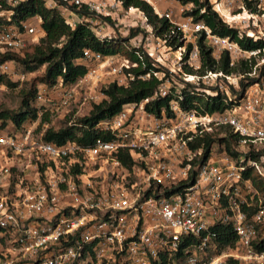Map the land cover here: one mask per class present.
Segmentation results:
<instances>
[{"label":"built area","instance_id":"1","mask_svg":"<svg viewBox=\"0 0 264 264\" xmlns=\"http://www.w3.org/2000/svg\"><path fill=\"white\" fill-rule=\"evenodd\" d=\"M142 1L175 28L180 46L172 48L165 38L156 37L143 13L125 8L122 0H43L70 27L86 24L98 39H124L123 47L141 63L147 58L155 70L135 76L130 70L136 63L85 50L79 61L86 73L75 83L37 87L32 105L39 114L42 108L49 116L65 109L79 91H84L82 105L98 104L105 98L101 90L92 92L99 82L126 87L134 79L151 76L158 84L150 98L126 104L118 114L99 122L96 128L112 138L96 140L89 148L74 143L56 147L41 141V135L34 137L29 128L17 135L0 134V152L22 157L23 168L33 172L9 190L7 170H0V264H152L160 254L171 260L185 238L191 242L182 249V264H223L227 258L264 264V250L253 245L264 233V202L241 177L250 169L264 181V155L257 148L264 149V76L222 112L199 114L179 105L186 85L203 98L219 94L224 103L232 102L229 90L237 89L242 78L211 71L199 74V37L211 59L218 61L225 53L230 68L254 53L186 16L189 4L164 0L176 7L167 5L160 12L158 0ZM209 4L234 27L254 25L257 15H264L260 12L264 0H253L256 13L245 10L243 0H209ZM73 8H83L84 14ZM234 10L241 13L233 14ZM10 15L0 11L6 21ZM130 30H136L131 37ZM243 34L264 40L252 31ZM40 35L36 22L5 25L0 28V52L19 51ZM13 71L11 63L0 64V75L24 79ZM248 76L255 77L254 72ZM155 98H168V116L144 111L143 105ZM220 128L237 137V156H229L214 143L201 159L202 149H191L188 143ZM119 152L129 154V169L115 158ZM48 161L55 167L39 173L35 162ZM216 224L228 227L235 236L231 247L218 250L212 243L211 227Z\"/></svg>","mask_w":264,"mask_h":264},{"label":"trees","instance_id":"2","mask_svg":"<svg viewBox=\"0 0 264 264\" xmlns=\"http://www.w3.org/2000/svg\"><path fill=\"white\" fill-rule=\"evenodd\" d=\"M14 5L6 4L0 1V11H10L9 20L0 18V28L5 25L18 26L21 22L35 20L41 30V35L31 44L25 46L16 52H0V64H15L21 72L32 74L42 69L41 73L34 76L27 90H21L19 105L16 111L0 110V127L8 122L13 129L19 133L22 132L24 124H31L38 121L41 125L48 122V113L43 111L39 114L33 107L37 87L43 85L51 87L56 83L60 87H67L76 82L86 73V66L79 60L82 52L87 50L100 56L120 55L130 62L136 63V67L130 71L135 75H144L154 71L148 59L143 57V62H139L134 56L133 51H128L123 47V40L119 38L98 39L94 36L91 29L86 24H77L70 27L59 15L56 9H48L44 6L43 0H13ZM180 5H191V8L185 13L192 18L194 22H201L210 32L218 37L228 38L234 42L241 50L254 53L248 60L238 62L234 67L228 66V58L223 53L218 61L210 57V51L205 46L201 37L196 41V46L200 59L199 74L204 71L221 72L225 75H241L238 80L239 90L234 94L232 102L224 103L219 94L203 98L201 93H197L186 85L181 89L182 100L179 102L180 108L184 110H195L199 114H211L222 112L230 108L243 94V91L249 85H252L262 76H264V64L255 67V59H264V40L247 38L240 33L237 27L230 26L222 21L211 9L209 0H177ZM122 5L136 8L143 13L147 23L151 26L152 32L156 37L165 38L167 44L175 48L180 46L179 33L165 19L158 18L152 8L142 0H122ZM244 9L251 13H256L253 0H243ZM73 11L77 14H84V9L79 8ZM136 30H130L129 36H133ZM143 65V67H142ZM255 77L248 76L251 72ZM12 79V80H11ZM17 79L9 78L7 75H0V86L7 89L16 87ZM157 81L149 76L144 80L134 79L126 87H118L114 84H108L101 91L104 99L98 104L90 107L85 116L72 119H65L63 125L57 129L46 128L40 136V140L56 147H62L67 143H74L81 148L92 147L96 140L103 142L110 141L112 136L108 133L99 131L96 125L112 118L120 112L126 104H138L140 101L150 98L157 87ZM168 98H155L143 105L146 113L159 117L161 114L168 116L167 111ZM66 118V116H65ZM220 135V134H219ZM237 137L228 130L224 135L204 134L201 137H195L189 144L191 149L201 148L203 159L206 156L210 146L216 144L220 150H223L231 157H236L237 152L234 147L237 144ZM262 154V152H261ZM259 155V154H258ZM250 153V157H254ZM115 158L125 169L131 166V159L128 153L119 152ZM36 170L41 173L44 169H53L52 162H35ZM75 173V169L71 170ZM242 180L250 182L251 186L260 194L264 202V181L261 180L252 170L246 169L241 174ZM18 183L15 180L9 183L8 189ZM252 210L248 211V215ZM211 232L215 234L212 243L218 250L231 247L234 244L235 236L226 226L216 224L211 227ZM2 242V240H0ZM191 242L190 238L183 239L177 250L174 252L171 260H168L164 254H160L152 264H182V249ZM254 248L258 251L264 250V233H262L255 243ZM223 264H240L237 260L227 258Z\"/></svg>","mask_w":264,"mask_h":264},{"label":"rangeland","instance_id":"3","mask_svg":"<svg viewBox=\"0 0 264 264\" xmlns=\"http://www.w3.org/2000/svg\"><path fill=\"white\" fill-rule=\"evenodd\" d=\"M237 12L241 13L239 10H234L233 14H236ZM260 12L263 13L264 11H260ZM236 27L240 33H246L248 31H252L255 37H264V15L260 16L258 14L255 19L254 25H251L250 22H248L247 27H246V23H243L240 26L236 25ZM262 64H264V59H255V67L258 68ZM11 65L13 66V70H14L13 73L15 75L23 74L24 79L22 81H19L17 78H13V79H17V83H16V87L12 89H7L4 86H0V110L16 111L19 105V101H20V97H19L20 91L27 90L31 79L34 76L39 75L42 71V69H40L35 73L25 74L21 72L20 69L15 64H11ZM255 75H257V72ZM8 77L12 78L11 75H9ZM104 82L105 83H101V82L96 83L97 85L94 86V88L92 89V92L94 91L95 93H97L98 91L101 90V88H104L106 86V81ZM238 90H239V87L237 89L230 88L229 94L234 95L236 92H238ZM83 93L84 91L77 92L75 96V101L72 102L68 107H66L63 110L62 109L59 110L57 113L52 114V116L48 115V122L46 123L43 122L41 125L38 124V121L33 122L31 124H24L22 129L29 128L32 130L34 137L35 136L38 137L39 135L43 133V131L46 128L51 127L53 129H57L61 127L63 125L64 120L65 119L68 120L67 116H69V118H72V119L85 116L87 112L89 111L91 105L89 103L88 104L85 103L84 105L81 104ZM224 131L225 129L220 128V129L214 130L212 134H217L219 137V136H222V134H224ZM19 132L20 131L17 132V130L15 131L13 129V126L8 122L4 125V127L2 128L0 127V134L17 135L19 134ZM257 148L259 150L261 149L262 155H264V149H262V147H257ZM23 166L24 164L22 162V157L14 156L7 151L0 152V170H3V169L7 170V176L5 177V181L8 182V186H9V183L11 182L13 183L15 180H19L22 177L21 170H23V173L28 172L27 174L29 175L24 173L27 176H30L33 173L31 170L24 169ZM95 168L93 167L90 170H93ZM1 248L3 249V246H1Z\"/></svg>","mask_w":264,"mask_h":264},{"label":"crops","instance_id":"4","mask_svg":"<svg viewBox=\"0 0 264 264\" xmlns=\"http://www.w3.org/2000/svg\"><path fill=\"white\" fill-rule=\"evenodd\" d=\"M157 2H158V3H157V10L160 11V12L165 11L167 5H169V6L171 7L172 10H174V8H175L174 5H171V4L167 3V2H165L164 0H158ZM30 22H34V23H35V20H32V21H30ZM109 33H110V34L113 33L112 30H109ZM83 105H84V104H83ZM24 173H25V172H24ZM24 173H22V176H24V177L29 178V177L31 176V175H30V176H27V175H29V174H27L28 172L25 173V174H27V175H25Z\"/></svg>","mask_w":264,"mask_h":264}]
</instances>
